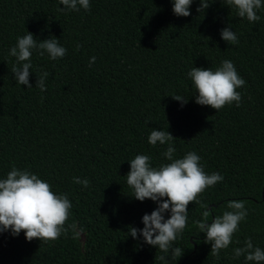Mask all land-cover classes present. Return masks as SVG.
<instances>
[{"label": "trees", "instance_id": "trees-1", "mask_svg": "<svg viewBox=\"0 0 264 264\" xmlns=\"http://www.w3.org/2000/svg\"><path fill=\"white\" fill-rule=\"evenodd\" d=\"M173 2L90 0L89 10L60 11V0H0V179L13 166L37 174L71 201L66 227L85 233L81 244L71 229L54 241L0 232V264H256L234 259L233 250L248 238L264 249V7L252 23L226 0H212L205 12L193 0L188 17L176 16ZM229 24L238 44L221 38ZM28 32L38 42L54 36L67 49L56 60L33 50L31 88L15 80L12 69L24 62L9 55ZM224 60L246 83L237 89L239 107L216 111L195 102L188 72L215 71ZM44 72L41 91L36 81ZM177 95L188 102L182 106ZM153 129L175 137L174 158L195 152L207 174L224 177L189 204L187 225L173 242L184 250L180 258L129 235L158 206L133 197L129 161L143 154L153 167L169 162L167 144L148 142ZM233 200L244 201L248 215L217 258L197 222L209 211L211 223Z\"/></svg>", "mask_w": 264, "mask_h": 264}, {"label": "clouds", "instance_id": "clouds-1", "mask_svg": "<svg viewBox=\"0 0 264 264\" xmlns=\"http://www.w3.org/2000/svg\"><path fill=\"white\" fill-rule=\"evenodd\" d=\"M192 3L193 0H174L173 13L188 17L191 15L189 9ZM211 3L212 0H200L197 11L205 12ZM226 3L235 7L238 16L246 17L249 22L254 23L261 19L257 11L264 7L262 0H226ZM60 4L63 5L60 11L90 9V0H60ZM231 29L230 24L221 29V38L228 44H238V37ZM80 47L81 45H76L77 50ZM33 50H37L41 56L46 52L53 60L67 54V49L54 36L39 42L31 32L19 37L16 46L10 48L9 55L16 57L18 63L24 62L20 67L14 66L12 72L15 80L27 88L32 87L29 77ZM95 59H90L89 67ZM48 75L49 73L44 72L38 76L36 86L41 91H46L45 81ZM188 76L198 93L195 96L197 104L210 106L216 111L233 102L237 107L240 106L241 93L237 89L243 87L246 81L239 76L230 60L222 61L215 71L211 68L193 67ZM173 99L180 101L182 106L188 102L179 95ZM174 138L168 130L153 129L148 136V142L153 146L157 143L167 144L162 155L169 162L153 167L148 155H137L129 161L130 171L126 175V182L133 188L135 199L141 202L150 199L158 205L151 214L146 213L142 217L144 227H130L129 235L136 239L139 233L145 243L158 246L164 253L171 252L172 258H180L184 250L174 247L173 242L187 225L189 204L206 188L223 181L224 177L219 172L207 174L200 164L201 157L195 152H188L183 158H174ZM73 182L84 187L89 186L87 178L81 180L73 177ZM202 207L207 208L206 205ZM227 208L231 210L225 211L222 216H216L211 223L207 222L209 211H204V219L197 222L201 232L206 235V241L211 244L210 254L217 258L221 250L227 249L232 243L240 222L248 215L244 201H229ZM71 209L72 203L67 194L55 193L49 182L28 170L13 166L6 178L0 179V232L11 230L12 235L18 236L23 231L28 241H54L71 229L74 233L73 239H76L79 235L76 225L73 223L66 227ZM165 213H170V217L165 219ZM233 253L234 259L244 256L247 261H254L256 264L264 262V249L254 246L251 238L245 240L243 247L235 248ZM160 259L166 260L165 256Z\"/></svg>", "mask_w": 264, "mask_h": 264}, {"label": "rangeland", "instance_id": "rangeland-1", "mask_svg": "<svg viewBox=\"0 0 264 264\" xmlns=\"http://www.w3.org/2000/svg\"><path fill=\"white\" fill-rule=\"evenodd\" d=\"M80 230H81V228L80 227H77L76 231L79 232L78 237H79V240H80V242L82 244L83 241H84V235H85V233H84V230L83 231H80Z\"/></svg>", "mask_w": 264, "mask_h": 264}]
</instances>
